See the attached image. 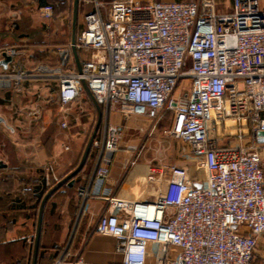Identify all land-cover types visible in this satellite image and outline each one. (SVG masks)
I'll list each match as a JSON object with an SVG mask.
<instances>
[{"label": "built area", "instance_id": "2783aa9c", "mask_svg": "<svg viewBox=\"0 0 264 264\" xmlns=\"http://www.w3.org/2000/svg\"><path fill=\"white\" fill-rule=\"evenodd\" d=\"M53 13V5L41 9L44 20ZM55 51L57 66L0 73V89L19 93L27 79L53 78L61 113L85 93L84 86L98 106L124 118L157 123L171 113L164 133L187 149L189 165L148 164L146 182L158 186L153 201L77 189L81 210L89 199L104 202L94 231L115 240L118 264H253L264 239L260 1L232 0L228 13H219L214 0L94 1L82 30ZM4 54L11 64L19 51L8 47ZM119 139L111 125L101 141L94 139L98 161L117 150ZM107 175L98 164L94 185ZM53 264L87 263L69 261L64 252Z\"/></svg>", "mask_w": 264, "mask_h": 264}, {"label": "crops", "instance_id": "0c3cea01", "mask_svg": "<svg viewBox=\"0 0 264 264\" xmlns=\"http://www.w3.org/2000/svg\"><path fill=\"white\" fill-rule=\"evenodd\" d=\"M71 0H0V62L2 51L18 49L19 55L0 73L16 68L31 71L38 65L57 66L56 48L72 41L84 27V16L93 11L94 1L79 0L76 21H72ZM161 2L193 0H154ZM219 13H228L232 0H214ZM264 8V0H259ZM53 5L51 20L41 17V9ZM64 6L58 10L57 6ZM74 57V55H73ZM75 60V58H74ZM75 67L78 64L75 60ZM57 80L33 78L22 83L19 93L0 89V264H31L38 210L43 197L79 163L98 119L94 139L102 140L107 126L117 127L120 139L116 151H106L98 161L91 154L73 186L63 185L45 202L42 217L37 264H53L64 252L69 261L87 264H118L115 240L95 233L96 222L105 206L99 199H89L84 210L76 191L91 187L92 191L108 193L130 200L153 201L158 186L146 182L149 163L158 158L169 164H181L176 140L164 132L171 127L172 115L164 117L151 128L152 122L140 116L124 118L117 111L97 109L85 92L66 113H61L56 90ZM66 122L65 128L61 127ZM232 123L228 122L227 126ZM226 132L233 134L234 129ZM151 142L161 150L150 148ZM225 142V141H224ZM235 144V143H233ZM264 170V143H260ZM67 147V149H65ZM184 162L186 160L184 159ZM99 164L108 170L106 181L94 185L93 173ZM47 177V179H46ZM255 264H264V239L258 242Z\"/></svg>", "mask_w": 264, "mask_h": 264}, {"label": "water", "instance_id": "95a60500", "mask_svg": "<svg viewBox=\"0 0 264 264\" xmlns=\"http://www.w3.org/2000/svg\"><path fill=\"white\" fill-rule=\"evenodd\" d=\"M78 3H79V0H73V13H72V21H73V24H75V21H76ZM73 40H74V36L72 37V41ZM73 55H74V58H75V60L77 62L75 51H73ZM3 57H4V59L0 62V65H2L3 67H6L7 64L11 62V57L5 56V54L3 55ZM78 69H79V67H78ZM84 89H85V92L90 96V98L93 101V103L96 106V108L98 109L99 106H98V104H96V102L91 97L90 92L88 91V89L85 86H84ZM2 122H3V119L0 117V123H2ZM99 123H100V119H98V121L96 123V126L94 128V131H93L91 137L89 138V140L87 142V145L85 146V149L83 151V154L81 156V159H80L77 167L72 171V173H70L64 179H62L61 181H59L43 197V199H42V201L40 203L39 210H38V216H37V223H36V232H35L34 243H33V248H32L31 264H37V257H38V251H39V243H40V235H41V228H42L43 209H44L45 202L61 186H63V185H68L70 187L73 186V184H74V177L77 176L80 173V171L82 170V168L84 167V165L86 163V160H87L89 151L91 150L92 143H93L94 138L96 136V133L98 131ZM259 143H264V134H262V133L259 134ZM97 166H98V164L96 165L95 169L97 168Z\"/></svg>", "mask_w": 264, "mask_h": 264}, {"label": "rangeland", "instance_id": "374dc122", "mask_svg": "<svg viewBox=\"0 0 264 264\" xmlns=\"http://www.w3.org/2000/svg\"><path fill=\"white\" fill-rule=\"evenodd\" d=\"M219 2H221L222 3V0H218ZM72 5H73V0H71L70 1V6L72 7ZM57 9L58 10H63L64 9V6H61V5H59V6H57ZM81 21H82V19L80 18L79 20H77L76 21V27H77V29L79 30V27H81ZM161 125H155L154 126V124L152 123L151 124V128H155L156 129V127H157V129L158 130H160L159 128H161L160 127ZM155 145V143L154 142H151V146H150V148L152 149V152H153V150L155 151V150H161L160 149V146L159 145H157L156 144V146H154ZM178 147H179V150H178V153L182 156L181 157V160L183 161V162H181V164L180 165H184V164H188L189 165V163H187V162H184V157H186L187 156V149L185 148V146L182 144V143H180V142H178V141H176V150L178 149ZM158 159H160V158H158ZM187 161V160H186ZM257 254H256V256H255V261L253 262V264H255V262H256V259L258 258V252H259V249H257Z\"/></svg>", "mask_w": 264, "mask_h": 264}, {"label": "trees", "instance_id": "16d2710c", "mask_svg": "<svg viewBox=\"0 0 264 264\" xmlns=\"http://www.w3.org/2000/svg\"><path fill=\"white\" fill-rule=\"evenodd\" d=\"M18 50V49H17ZM102 106H100V108H101ZM91 154H93L92 152H91V150L89 151V154H88V157L91 155ZM88 157H87V159H88ZM78 165V164H77ZM77 165H76V167H77ZM75 167V168H76ZM42 200V196H41V198L39 199V202Z\"/></svg>", "mask_w": 264, "mask_h": 264}]
</instances>
